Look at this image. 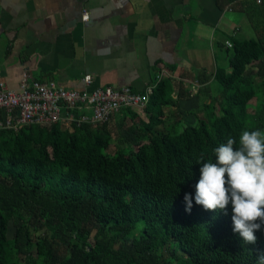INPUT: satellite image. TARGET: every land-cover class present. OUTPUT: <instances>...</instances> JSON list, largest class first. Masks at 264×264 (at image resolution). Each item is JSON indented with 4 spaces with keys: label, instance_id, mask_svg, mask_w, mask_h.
<instances>
[{
    "label": "trees",
    "instance_id": "obj_1",
    "mask_svg": "<svg viewBox=\"0 0 264 264\" xmlns=\"http://www.w3.org/2000/svg\"><path fill=\"white\" fill-rule=\"evenodd\" d=\"M245 3L255 37L221 43L226 66L193 92L157 80L139 109L145 121L126 107L100 125L0 128V264H256L264 225L246 245L231 203L206 211L194 199L216 147L264 131V0ZM183 90L198 98L193 123L175 110Z\"/></svg>",
    "mask_w": 264,
    "mask_h": 264
},
{
    "label": "crops",
    "instance_id": "obj_2",
    "mask_svg": "<svg viewBox=\"0 0 264 264\" xmlns=\"http://www.w3.org/2000/svg\"><path fill=\"white\" fill-rule=\"evenodd\" d=\"M253 1L0 0V79L14 90L26 75L76 91L142 92L161 71L193 92L226 66L221 43L255 37L240 8ZM185 90L175 109L181 116L195 96L183 97Z\"/></svg>",
    "mask_w": 264,
    "mask_h": 264
},
{
    "label": "clouds",
    "instance_id": "obj_3",
    "mask_svg": "<svg viewBox=\"0 0 264 264\" xmlns=\"http://www.w3.org/2000/svg\"><path fill=\"white\" fill-rule=\"evenodd\" d=\"M236 144L228 138L213 150L215 162L202 164L194 199L206 211L225 210L231 203L233 232L244 244H255V231L264 225V131H242ZM184 199L190 212L193 197L185 194ZM256 264H264V254Z\"/></svg>",
    "mask_w": 264,
    "mask_h": 264
},
{
    "label": "built area",
    "instance_id": "obj_4",
    "mask_svg": "<svg viewBox=\"0 0 264 264\" xmlns=\"http://www.w3.org/2000/svg\"><path fill=\"white\" fill-rule=\"evenodd\" d=\"M258 2V0H256ZM82 12L81 19L85 20ZM229 40L224 47H230ZM163 73L156 74L155 81L142 92L128 86L112 88L109 85L90 91H76L57 86L53 81L39 82L22 75L16 90L8 88L0 79V128L15 130L25 124L85 123L100 125L120 109H141L147 101L155 82ZM82 80L89 82V76ZM77 110L73 116L71 110Z\"/></svg>",
    "mask_w": 264,
    "mask_h": 264
},
{
    "label": "rangeland",
    "instance_id": "obj_5",
    "mask_svg": "<svg viewBox=\"0 0 264 264\" xmlns=\"http://www.w3.org/2000/svg\"><path fill=\"white\" fill-rule=\"evenodd\" d=\"M193 99H194V101H191V104L189 105V106H186V107H184V109L183 108H181V110H183V112H184V114H183V118H184V121L186 122V123H193V119H192V117H191V115H190V112H191V110L192 109H194L195 107H196V105H198V104H195V103H197V98H195V96H193ZM249 106L250 107H253L252 106V102H250V104H249ZM136 110H138V109H136ZM140 113V111L138 112V114ZM141 117V120H143V121H145V119H144V117H143V115H142V113H140L139 114ZM165 117L166 116H164V119H165ZM118 130V132L120 133V137H118L117 139L119 140V139H121L122 140V138H125V131H124V127H121V128H118L117 129ZM120 141V140H119ZM12 229H13V227H12V225L11 224H9L8 225V229H7V237L8 238H10L11 237V231H12Z\"/></svg>",
    "mask_w": 264,
    "mask_h": 264
}]
</instances>
